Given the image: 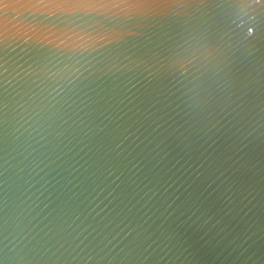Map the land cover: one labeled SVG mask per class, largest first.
I'll return each instance as SVG.
<instances>
[{
  "label": "water",
  "instance_id": "water-1",
  "mask_svg": "<svg viewBox=\"0 0 264 264\" xmlns=\"http://www.w3.org/2000/svg\"><path fill=\"white\" fill-rule=\"evenodd\" d=\"M0 264H264V0H0Z\"/></svg>",
  "mask_w": 264,
  "mask_h": 264
}]
</instances>
